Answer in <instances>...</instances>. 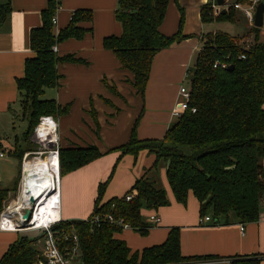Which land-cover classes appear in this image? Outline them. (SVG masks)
I'll return each mask as SVG.
<instances>
[{
	"label": "trees",
	"instance_id": "trees-1",
	"mask_svg": "<svg viewBox=\"0 0 264 264\" xmlns=\"http://www.w3.org/2000/svg\"><path fill=\"white\" fill-rule=\"evenodd\" d=\"M169 2L118 0L115 15L123 32L103 40L104 48L117 56L121 68L134 75L130 82L143 99L155 56L186 38L181 7L178 31L165 35L160 30ZM59 6L58 0H49L41 12V26L31 29L30 48L34 55L25 60L24 76L17 79L19 117L28 121V128L9 150L18 159L15 184L19 182L25 146L41 118L51 116L56 120L69 112V106H61L55 98H43L47 89L59 85L58 65L61 62L88 64L73 54L59 56L53 47L67 39H83L93 33V11L75 10L68 26L55 33L53 16ZM235 9L232 4L225 13L216 16L207 3L201 9V18L206 24L234 23L238 21ZM11 13V0L0 4V27ZM260 32L261 28L252 26L249 34L254 35V41L249 45L242 42L244 36L222 30L204 34L203 48L188 72L190 105L196 112L185 111L162 139L139 138L135 125L129 141L111 150L120 151L121 156H137L143 150L156 155L151 168L127 193L134 194L133 198L126 200L124 195L104 201L108 180L99 185L88 219L64 220L53 226L60 238L72 231L78 235L85 264H195L221 260L218 255H183L181 228L177 226L170 227L163 243L132 251L125 240L115 236L122 227L105 221L92 222L96 215L103 218L112 214L116 219H124L141 235H147L153 226L145 221L143 209L159 210L171 204L167 190L149 174L151 171L159 175L163 164L176 201L187 205L193 193L200 204V218L210 216L212 225H227L233 220L245 225L259 220L264 203V40L260 39ZM216 61L233 68L214 67ZM4 152L7 151L4 149ZM104 155L97 146L60 147V176ZM9 190L0 185V212ZM44 238L43 231L35 239L18 238L4 253L0 264H37L41 255L37 241ZM226 259L232 264H261L264 254Z\"/></svg>",
	"mask_w": 264,
	"mask_h": 264
},
{
	"label": "crops",
	"instance_id": "crops-1",
	"mask_svg": "<svg viewBox=\"0 0 264 264\" xmlns=\"http://www.w3.org/2000/svg\"><path fill=\"white\" fill-rule=\"evenodd\" d=\"M7 1L0 0V4ZM58 1L60 6L56 12L55 33L68 26L75 10L93 11V33L87 34L83 39L71 38L57 44L56 52L59 56L73 54L86 60L88 64L61 62L58 65L61 75L59 85L53 88L54 91L48 97L55 98L61 106H69V112L59 117L58 127L59 130L61 128L60 136L63 141L61 147L97 146L105 153L93 162L60 176L62 219L86 220L93 212L101 183L109 180L104 201L123 197L131 190L135 181L154 164L156 155L146 150L140 151L137 156H121L120 151L111 150L129 141L135 125L139 138L164 137L175 121L172 113L180 98L181 83L187 77L192 61L203 48V35L218 30L213 29L214 22L209 25L203 23L201 18V9L210 0H170L160 30L165 35H173L178 31L181 7L184 10L182 31L186 38L155 56L143 99L130 82L134 75L123 70L117 56L103 46L104 37L121 35L123 32L122 24L115 15L118 0ZM225 1L231 4L239 0ZM251 1L242 0L240 3L245 7ZM48 2L49 0H11L12 13L0 27V150L3 151L5 149L9 152L17 137L21 139L23 136L14 137L9 148L5 147V143L10 141L4 138L7 126L13 124L14 119L20 115L17 79L24 76L25 60L34 55L30 48V31L41 26V12L48 6ZM235 11L238 21L234 24L244 22L248 31L246 34L231 35L244 36V41L252 43L254 35L249 34V30L254 24L242 8ZM263 35L264 26L261 27V40H264ZM149 174L155 180L160 178L171 204L159 210L143 209V217L147 223L152 224L150 216L155 212L159 217V223L153 225L147 235H141L131 228L116 233L115 236L125 240L132 251L163 243L170 227L177 226L181 228L183 255L222 257L221 260L195 264H232L227 257L264 254V208L257 222L245 225L236 220L227 225H212V221L201 223L200 204L193 193H190L187 205L176 201L167 179L166 164L162 165L159 175L151 171ZM242 225L244 231L241 230ZM12 232L16 231L0 230V237H5L0 238V259L19 238H7L8 233ZM261 264H264V260Z\"/></svg>",
	"mask_w": 264,
	"mask_h": 264
},
{
	"label": "built area",
	"instance_id": "built-area-1",
	"mask_svg": "<svg viewBox=\"0 0 264 264\" xmlns=\"http://www.w3.org/2000/svg\"><path fill=\"white\" fill-rule=\"evenodd\" d=\"M259 0H253L252 4L249 6L241 7L240 4L235 3L233 6L235 8H242L245 15L248 17L251 23L254 22V12L255 7L257 5ZM209 3L211 4L213 8V13L215 15H218L221 13L224 6H221L217 3V0H210ZM53 23L56 24V17L53 16ZM53 50L57 52V45L53 47ZM245 56L243 55L242 58ZM227 67V63H222L220 61H216L214 64V67ZM188 76V75H187ZM180 97H183L182 100H180L175 108L173 109V117L179 118L185 111L191 110L192 112H196L195 107H191L190 100H191V91L190 88L186 87L185 85H182L180 87L179 91ZM52 118L54 121H56L51 116H43L41 118L40 124L47 118ZM57 123V121H56ZM40 124L35 128L34 130V136L36 135V132L39 129ZM58 130V124L56 125V133ZM36 138V136H35ZM57 144V147H53L51 150L56 152V156L58 158V173H60V162H59V136L57 134V139L54 143V145ZM41 153V152H40ZM5 156V152L3 150H0V158H3ZM43 156V155H41ZM25 166V165H24ZM25 175V168L23 172L22 182ZM2 183V176L0 174V185ZM59 180L57 183V190L59 193ZM134 194H127L126 200H131L133 198ZM17 203H9L7 204L2 212L0 213V230L1 231H19L21 227H25L24 224L27 222L24 218V212L28 208H21L18 207V202L20 200V197H18ZM59 212L57 217H53L52 219L45 221L43 223H33L34 218V212H32V218L29 221V225L32 226L33 229H38L40 231L45 232V238L43 239V248L41 251V255L39 256V259L37 261V264H85V262L82 260L81 257V250L79 245V238L78 235L72 231L70 233H63L62 238L58 237V234L53 229V226L57 223L63 222L64 220L61 217L60 214V200H59ZM150 220L153 225H157L159 223V217L156 214H152L150 216ZM213 219L210 216H205L204 218H201V223H204L206 221H212ZM101 221L109 222V223H116L122 229H128L132 226L128 223H125V221L120 218L116 219L112 214H107L103 218L100 215H96L92 222L95 224H100ZM22 225V226H21ZM243 230V228H242Z\"/></svg>",
	"mask_w": 264,
	"mask_h": 264
},
{
	"label": "rangeland",
	"instance_id": "rangeland-1",
	"mask_svg": "<svg viewBox=\"0 0 264 264\" xmlns=\"http://www.w3.org/2000/svg\"><path fill=\"white\" fill-rule=\"evenodd\" d=\"M252 2H253V0L251 1V3H247L248 4L247 6L251 5ZM236 3L241 5L240 2H236ZM259 3L260 2L258 1L257 5ZM232 4H235V3H231L230 4V2L227 3L225 1V4L221 5V6H224V8L228 9L229 6H231ZM241 7H243V6L241 5ZM236 9H238V8H236ZM255 10H256V7H255ZM254 15H255V12H254ZM54 16L56 17V15H54ZM56 23H57V19H56ZM208 24L210 25L211 23H208ZM253 24H254V22H253ZM55 25L56 24H54V26ZM246 26H247V24L245 25L244 22H239L238 24H234V23L232 24L231 22H216V21L212 25L214 30L215 29L216 30H222V31L228 32L230 34H236V35H238V34H246V32L248 31ZM252 26H255V25H251V28H252ZM243 39L244 38H242V42L244 41ZM263 39H264V35H263ZM245 44L249 45L251 43L249 42V40H247V42H245ZM195 61H196V59H194L192 61L191 67L194 66ZM182 85H185L186 87L189 88V86H190V76H187L186 78L183 79V82L181 83V86ZM51 91H54V89L53 88L47 89L46 92H45V95H43V98H48ZM179 97H180V95H179ZM182 98L183 97H180L179 101L182 100ZM131 108H133V106H131ZM56 120H57V124H60L59 123V118H56ZM176 120H177V118L175 117V121ZM27 128H28V121L27 120L23 119L22 117L15 118L14 119V123L13 124L11 123V124H9L7 126V129H6V132H5L6 135L4 136V138H7V140L10 139V141L8 143L7 142L5 143V147L9 148V146L11 144L10 142H12L11 140L14 139V137H16V136H19V137L22 136L24 131L27 130ZM62 131H63V129H62ZM57 134H58V136L61 135V128L59 130V127H58V130H57ZM60 139H61V136L59 137V146L61 144H63L62 139L61 140ZM53 147L56 148L57 144L52 145L51 148L49 149V148H46L45 146H43V144L40 143L35 138L34 132L30 135L29 142H27V146H25V152H24L22 160H21V162H22L21 163V171H20V175H19V182L17 184H15V181H16V178H17V175H18V167H17L18 159L13 157V156H11V155H9V152H7L6 155L3 158H0V174H1L2 178H3L2 185L4 187L10 188V190L8 192L9 194H8L4 204H3L2 210L9 203H17V201L19 199L18 197H20L21 192H22V177H23V172H24V168H25L24 165L26 164V162L28 163V162L34 161L37 157H41V155H43L45 157L50 152V150ZM41 150H44L45 152L44 153H40ZM42 161L44 163H46V161H44L43 159H42ZM263 161H264V159H263ZM45 167H46V169H48V167L46 165H45ZM26 168H27V166H26ZM43 169L44 168L41 169V171H40L41 173H42ZM157 180L159 182V186L162 187L163 185L161 184V181H160L159 177H157ZM14 187H16V189ZM23 203H21L20 207L23 205ZM29 208H31V207H29ZM262 208H264V203H263ZM2 210H1V212H2ZM25 212H24V214H25ZM24 226L25 227H21V229L19 231L8 233L7 238H12L14 236H15V238H17L19 236V238H21V239L22 238L35 239V238L39 237L40 235H42V231H40L38 229H36V230L33 229L32 226L29 225V222H26L24 224ZM242 228H243V230H242ZM241 230L244 231V226L243 225L241 227ZM0 238L4 239L5 237H0ZM37 245H38V248L40 249V251H42L41 249L43 248V239L38 240L37 241Z\"/></svg>",
	"mask_w": 264,
	"mask_h": 264
},
{
	"label": "bare ground",
	"instance_id": "bare-ground-1",
	"mask_svg": "<svg viewBox=\"0 0 264 264\" xmlns=\"http://www.w3.org/2000/svg\"><path fill=\"white\" fill-rule=\"evenodd\" d=\"M56 125V121L49 117L40 124L36 132V139L46 148L50 149L57 139ZM44 152V150H41V153ZM41 158L44 161L48 160L44 163ZM45 165L48 169H46ZM42 168L44 169L41 173ZM25 175L22 182L20 200L18 202L19 209L31 207L35 210L33 223H43L52 219L54 216L57 217L59 215L57 183L58 180L60 182V173H58V158L56 152L50 150L45 157H37L34 161L26 162ZM32 198H35V204H32ZM21 203L23 205L20 207Z\"/></svg>",
	"mask_w": 264,
	"mask_h": 264
},
{
	"label": "water",
	"instance_id": "water-1",
	"mask_svg": "<svg viewBox=\"0 0 264 264\" xmlns=\"http://www.w3.org/2000/svg\"><path fill=\"white\" fill-rule=\"evenodd\" d=\"M217 3L219 5H224L225 4V0H217ZM227 11L226 8H224L222 10L223 13H225ZM254 25L256 27H263L264 26V1L260 2L257 6H256V10H255V17H254ZM233 68V65H230L228 67V69H232ZM31 202L32 204H35L36 201H35V198H32L31 199ZM32 212H33V209L32 208H28L25 212V214L23 215V218L29 222L31 220V217H32Z\"/></svg>",
	"mask_w": 264,
	"mask_h": 264
}]
</instances>
